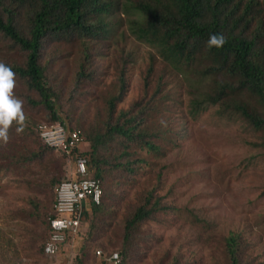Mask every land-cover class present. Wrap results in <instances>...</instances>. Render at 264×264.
<instances>
[{
  "label": "trees",
  "instance_id": "16d2710c",
  "mask_svg": "<svg viewBox=\"0 0 264 264\" xmlns=\"http://www.w3.org/2000/svg\"><path fill=\"white\" fill-rule=\"evenodd\" d=\"M122 25L156 52L143 77L145 101L119 107L128 91L127 65L132 61L126 58L116 69L115 82L101 97L103 112H92L83 101V86L93 80V74L87 73L91 66L87 45L107 40ZM214 33L227 38L223 47H207ZM76 41L83 50L66 96L61 75L49 72V60L42 61L43 51L54 42ZM0 62L16 74L15 82L21 87L17 96L26 116L21 133L28 142L14 147L10 162L30 171L29 177L43 196L32 201L37 211L30 224L36 236L27 247L35 264L50 262L44 248L55 236L48 221L57 216L53 211L55 189L69 177V161L78 157L85 159L88 177L99 182L100 201H85L77 232L61 233L55 256L79 237L80 248L71 264H106L104 258L114 252L119 264H129L138 228L170 207L159 196L160 172L151 170L158 165L157 159L177 145L178 132L170 122L175 108L172 104L166 107L172 100L171 79L179 77L181 86L184 83L192 90L186 112L191 119L213 106L218 117L240 121L258 139L252 144L264 149V0H0ZM65 103L73 107L72 112L60 110ZM26 109L40 119L33 120ZM57 123L67 133L78 132L80 143L69 158L58 153L56 160L55 151L39 138L38 126ZM16 127L13 123L12 128ZM84 143L86 149L80 148ZM151 175L156 184L138 194L123 218L118 250L89 246L86 241L93 237L101 216L109 213L112 186L136 187L141 176L148 182ZM87 216L92 219L85 230ZM220 241L225 264H262L245 257L247 243L241 232L229 231ZM97 250L101 255H96ZM178 262L174 258V264Z\"/></svg>",
  "mask_w": 264,
  "mask_h": 264
},
{
  "label": "rangeland",
  "instance_id": "374dc122",
  "mask_svg": "<svg viewBox=\"0 0 264 264\" xmlns=\"http://www.w3.org/2000/svg\"><path fill=\"white\" fill-rule=\"evenodd\" d=\"M87 46L91 54L87 73L93 74V80L83 86L85 106L92 112L101 110V97L115 82L116 69L126 58L132 61L127 65L128 91L119 107L127 108L144 99L143 77L151 55H156L154 49L131 36L126 25L107 40L89 42ZM82 50L79 41L54 42L44 48L42 61L49 60V72L61 75L65 95L79 69ZM171 80L172 100L166 107L172 104L175 108L170 122L178 132L177 145L157 159L158 165L151 170L153 174L160 172L159 196L170 207L138 228L129 264H174V258H178L177 264H225L219 242L229 231L243 235L248 260L264 264V149L252 144L258 139L240 121L218 117L213 106L191 119L186 112L192 90L184 83L181 86L179 77ZM20 91L15 82V98L19 99ZM72 109L67 103L60 108L64 114ZM26 112L33 120L40 119L32 110ZM24 141L28 142L11 127L8 143L0 144V264H35L27 247L36 236L30 224L37 211L32 201L42 200L43 196L29 177L30 171L18 168L9 157ZM86 147L85 143L80 145ZM54 155L56 159L58 153ZM149 184H156L152 175L148 182L141 176L136 187L113 185L107 200L109 213L101 216L87 244L118 250L123 218ZM91 219L87 216L83 221L85 230ZM75 242L80 245V238L76 237Z\"/></svg>",
  "mask_w": 264,
  "mask_h": 264
},
{
  "label": "built area",
  "instance_id": "2783aa9c",
  "mask_svg": "<svg viewBox=\"0 0 264 264\" xmlns=\"http://www.w3.org/2000/svg\"><path fill=\"white\" fill-rule=\"evenodd\" d=\"M38 134L46 146L66 157L70 156L72 149L80 143L78 132L67 133L64 126L59 123L40 124ZM68 175L69 177L61 181L55 189L53 211L57 216L48 219L55 236L46 244L44 252L51 258L55 256L61 233L71 232L74 235L77 232L85 201L89 199L94 204L100 201L99 182L88 177L83 157H78L75 162L69 161ZM96 255H101V251L97 250ZM104 261L106 264H119V255L114 252L110 257L104 258Z\"/></svg>",
  "mask_w": 264,
  "mask_h": 264
},
{
  "label": "clouds",
  "instance_id": "9594fccd",
  "mask_svg": "<svg viewBox=\"0 0 264 264\" xmlns=\"http://www.w3.org/2000/svg\"><path fill=\"white\" fill-rule=\"evenodd\" d=\"M226 42L227 38L223 34L214 33L209 36L207 47L221 48ZM15 75L9 66L0 62V144L4 145L9 141V129L13 123L17 125V133L23 132L25 128L23 101L14 96Z\"/></svg>",
  "mask_w": 264,
  "mask_h": 264
},
{
  "label": "crops",
  "instance_id": "0c3cea01",
  "mask_svg": "<svg viewBox=\"0 0 264 264\" xmlns=\"http://www.w3.org/2000/svg\"><path fill=\"white\" fill-rule=\"evenodd\" d=\"M70 248V249H69ZM69 248L64 253L57 254L53 259H55L53 262L50 261L49 264H71L72 258L74 256V253L78 252V249L80 248L79 243H72ZM3 261L2 263H4ZM6 263V262H5Z\"/></svg>",
  "mask_w": 264,
  "mask_h": 264
}]
</instances>
